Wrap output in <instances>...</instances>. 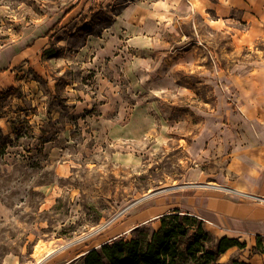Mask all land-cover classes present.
<instances>
[{
	"label": "rangeland",
	"instance_id": "rangeland-1",
	"mask_svg": "<svg viewBox=\"0 0 264 264\" xmlns=\"http://www.w3.org/2000/svg\"><path fill=\"white\" fill-rule=\"evenodd\" d=\"M3 1L0 45L30 0ZM49 32L35 66L0 84V264H81L116 233L150 236L159 221L129 229L142 208L204 184L187 182L207 165L193 134L220 113L264 114V0H86ZM243 249L218 261L248 262Z\"/></svg>",
	"mask_w": 264,
	"mask_h": 264
},
{
	"label": "crops",
	"instance_id": "crops-1",
	"mask_svg": "<svg viewBox=\"0 0 264 264\" xmlns=\"http://www.w3.org/2000/svg\"><path fill=\"white\" fill-rule=\"evenodd\" d=\"M53 1L54 4L46 3V0L16 4V19L22 16H18L21 12L27 20L22 21L13 38L0 45V84L12 81V74L21 66L33 68L35 60L40 59L50 46V29L57 21L58 25L73 21L78 7L86 0ZM97 1L89 0V4ZM3 2L0 0V16L5 12ZM67 2L74 6L62 12L61 8ZM46 5L51 10L45 9ZM108 28L112 29L113 25H108ZM104 53L97 52L96 57ZM218 118L224 126L197 131L187 145L191 157L200 158L207 164L192 167L187 182L204 184L196 188L190 184V190H183L172 201L148 204L129 229L146 223L157 225L161 215L175 208L192 211L215 236L240 238L245 243L242 252L246 256L249 252L252 254L247 258L250 264H264V253L253 254L251 250L257 236L264 246V202L254 199V196H264V114L242 116L226 112L220 113ZM208 135L211 136L209 139ZM211 166L216 169L212 170Z\"/></svg>",
	"mask_w": 264,
	"mask_h": 264
},
{
	"label": "trees",
	"instance_id": "trees-1",
	"mask_svg": "<svg viewBox=\"0 0 264 264\" xmlns=\"http://www.w3.org/2000/svg\"><path fill=\"white\" fill-rule=\"evenodd\" d=\"M56 25L58 21L54 27ZM183 211L175 208L161 215L159 227L150 236L145 229L135 230L129 239L120 234L110 242L90 249L83 255L81 264H250L238 257L218 261V256L228 248L244 247L245 243L228 236L213 240L201 219ZM195 221L197 227L187 235ZM259 244L257 236L256 246Z\"/></svg>",
	"mask_w": 264,
	"mask_h": 264
},
{
	"label": "bare ground",
	"instance_id": "bare-ground-1",
	"mask_svg": "<svg viewBox=\"0 0 264 264\" xmlns=\"http://www.w3.org/2000/svg\"><path fill=\"white\" fill-rule=\"evenodd\" d=\"M49 248H46V247H44V248H40V249H38L37 250V253H36V255L39 257V256H42V254H43V252L44 251H47Z\"/></svg>",
	"mask_w": 264,
	"mask_h": 264
}]
</instances>
